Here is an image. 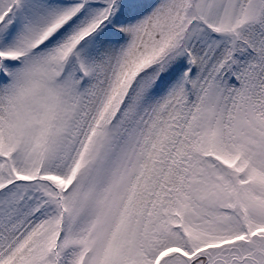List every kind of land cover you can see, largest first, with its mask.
<instances>
[{
	"label": "snow or ice",
	"instance_id": "snow-or-ice-1",
	"mask_svg": "<svg viewBox=\"0 0 264 264\" xmlns=\"http://www.w3.org/2000/svg\"><path fill=\"white\" fill-rule=\"evenodd\" d=\"M0 264H264V0H0Z\"/></svg>",
	"mask_w": 264,
	"mask_h": 264
}]
</instances>
